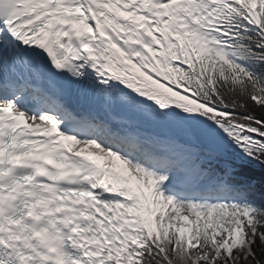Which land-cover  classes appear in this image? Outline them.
<instances>
[{"label": "snow or ice", "instance_id": "snow-or-ice-1", "mask_svg": "<svg viewBox=\"0 0 264 264\" xmlns=\"http://www.w3.org/2000/svg\"><path fill=\"white\" fill-rule=\"evenodd\" d=\"M0 264H264V0H0Z\"/></svg>", "mask_w": 264, "mask_h": 264}]
</instances>
